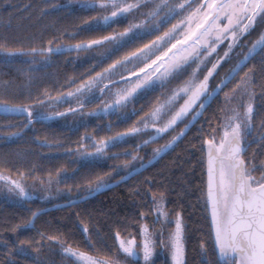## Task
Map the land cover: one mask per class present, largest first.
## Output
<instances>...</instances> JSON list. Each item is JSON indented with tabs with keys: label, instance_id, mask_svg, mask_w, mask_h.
Segmentation results:
<instances>
[{
	"label": "trees",
	"instance_id": "obj_1",
	"mask_svg": "<svg viewBox=\"0 0 264 264\" xmlns=\"http://www.w3.org/2000/svg\"><path fill=\"white\" fill-rule=\"evenodd\" d=\"M97 12L95 6L71 5L65 0H0V49L20 51L12 59L0 58V106L21 111L0 115V171L44 179L64 170L60 185L74 192L71 198L48 203L27 199L15 204L0 199V263L43 264L41 260L61 244L76 253L112 260L119 249L117 236L138 240L141 225L154 223L151 197L159 194L168 214L181 217L182 264H227L215 252L205 196L203 140L218 130L221 107L215 98L195 125L153 164L101 193L71 203L125 175V165L134 162L133 153L138 152L143 160L149 158L151 147L163 143L172 130L152 140L144 133H130L157 102L163 87L131 100L133 112L124 118L119 117L120 109L95 113L73 128L58 122L108 98L103 91L81 104L72 100L76 98L65 102L64 95L76 92L95 75L147 46L163 30L131 37L103 58L76 60L75 54L85 51L86 45L126 26L122 18L86 26ZM81 43L86 45L75 47ZM59 44L65 48L46 53L47 46ZM42 57L47 60L42 62ZM245 63L259 101L253 120L264 128V44ZM21 108L33 110V116ZM44 111L48 114H42ZM122 134L123 138L105 149L101 160H76V152L81 146L89 147L91 139L101 141ZM256 153L264 158V139L251 143L244 155ZM42 208L48 209L30 225L33 213Z\"/></svg>",
	"mask_w": 264,
	"mask_h": 264
},
{
	"label": "rangeland",
	"instance_id": "obj_2",
	"mask_svg": "<svg viewBox=\"0 0 264 264\" xmlns=\"http://www.w3.org/2000/svg\"><path fill=\"white\" fill-rule=\"evenodd\" d=\"M65 1L71 5L97 7V15L87 21L85 23L86 26L106 23L116 18H122L126 21V26L122 30H116L103 38L92 41L89 45H86V43L76 45V48L88 46L80 55L79 53L75 54L74 58L76 60L90 57L103 58L111 50L131 37L133 38L137 34H139V37H142L145 32L157 28V24L168 20L174 15L178 17L165 32L152 40L149 47L141 48L139 51L132 53L120 62L95 75L94 78L85 82L78 89L79 91L70 92L63 96L65 102H68L70 98H76L72 100H76L77 103L81 104L92 100V96L100 93V88L106 83V85L111 83L112 80H115V77L130 74L131 71L138 70L144 66L152 59L151 56L154 52L156 54L153 56H157L169 43L171 44L189 28L200 12H202V9L209 3V0H187L186 5H184L186 0H171V2L170 0ZM244 3V0H237L224 10L217 24L218 30L207 41L205 45L206 49L196 53L187 63L179 64L155 79L149 80L147 76H143L119 82L115 86L111 85L113 87L104 93L108 98L105 100L103 98L104 101L102 100L99 106L77 111L58 122L73 128L84 124L95 113L102 112L107 114L120 109L119 117L124 118L133 112V109L130 107L131 100L144 94L148 89L162 84L174 72L180 70L181 66L190 62L193 67L191 75L185 77L181 81L182 83L176 84V87L169 89V91H163L151 110L141 117L139 121L141 122L140 125L130 131L132 134L144 133L147 138L151 137L174 115L200 82L205 81L208 88L210 87L211 92L236 68L246 53L255 46L259 37L264 33V0H262L260 5H256L255 2ZM171 37L173 40L169 42V38ZM166 42L169 43L163 46ZM63 48H65V45L59 44L47 46L45 50L48 53L50 50ZM19 54L20 51L0 49V58L3 59H12ZM42 58H45L42 62L47 60V57ZM209 60V65L203 67ZM247 67L246 63L241 65L234 76L221 86L219 92L215 95L214 98L217 100V103L219 102L221 107L218 130L215 134H209L203 140V146H205V154L210 149H214L217 154H223L230 138L236 137L243 146V151L238 158L243 163V175L246 179L247 188L251 189L264 184V158L260 159L261 156L257 153L246 157L244 153L251 143L254 141L259 143L264 139V128L260 127L253 120V115L258 108L257 104L259 101H257L256 92L252 87L253 78L251 71ZM125 106L127 107V111H125ZM195 107L197 109L199 106L196 105ZM196 109L178 122L177 126L175 125L176 127L174 126L171 128L172 130L170 129L171 133L167 134L163 143L151 147L152 154L149 158L183 128V124L178 127L179 123H186ZM23 110L25 113L33 116V110ZM46 111L42 112V114L47 113ZM254 129H257L260 136L254 134ZM123 137L116 136V138H107L101 141L91 139L92 141L88 143L89 147L81 146L78 152H76L75 158L78 161L101 160L106 154L105 149L111 146L114 141H118ZM137 154L138 152L133 153V163L128 166L125 165V174L131 172L149 159L143 160L142 156H138ZM250 157L251 160L249 159ZM222 160H218L220 162L218 166V188L221 216L225 217L226 212L224 211L229 200L228 195L230 193L232 195L231 168H233L234 161H230L231 165H229L228 162ZM64 175L65 171L63 170L55 176L38 179L27 178L23 175L11 176L6 172L0 171V199H4L9 203L23 204L27 199L48 203L57 199L71 198L74 192L60 185V181ZM151 199L154 223H151V225H141L138 240L133 237L117 236L119 249L112 260L84 252L78 254L76 251H71L61 244L62 246L59 245L60 248L57 251H52L51 253L53 254L44 257L41 262L43 264H159L160 262L182 264L183 240L181 217L179 214H174L173 216L168 214L164 207L165 203L162 195H153ZM220 256L219 260L224 263L244 264L242 259L237 257L230 258L228 250L222 249Z\"/></svg>",
	"mask_w": 264,
	"mask_h": 264
},
{
	"label": "water",
	"instance_id": "obj_3",
	"mask_svg": "<svg viewBox=\"0 0 264 264\" xmlns=\"http://www.w3.org/2000/svg\"><path fill=\"white\" fill-rule=\"evenodd\" d=\"M235 1L237 0H209L207 6L202 9V12H200L189 28L168 45L161 53L138 70L117 78L110 84L143 76H147V79L149 80L153 78L155 79L175 66L187 63L196 53L206 49L205 45L207 41L211 38L212 34L218 30L217 24L222 17L224 10L231 6ZM244 1V4L255 2L256 5H260L262 2V0ZM263 44L264 33L259 37L255 46L240 60L236 68L205 97L193 115L184 124L183 128L164 144V146L159 148L151 158L120 178L104 183L94 188L89 193L71 200V203L83 201L93 195L101 193L153 164L186 134L189 128L203 113L210 101L219 92L221 86L226 84L234 76L238 68L243 65ZM207 88L208 86L205 81L200 82L180 105L174 115L160 129H158L156 133L149 137V140L155 139L169 131L178 122L190 114L199 100L206 93ZM20 113L21 111L18 108L0 106V115H18ZM121 136H124V134ZM242 151L243 146L236 137L230 138L226 145L225 153L223 154L215 153L214 149L206 151V205L211 236L215 252L219 258L221 257L222 249H230L231 255H233L236 250H242L249 258L250 264H264V184L251 189L247 188L246 179L243 175V163L241 159L238 158ZM219 159H223L222 161L228 162L229 165H231L230 161H234L233 168H231L232 195L231 193L228 195L229 200L224 211L226 212L225 217L221 216L219 203ZM47 209L48 208H42L34 212L29 220V224L32 225L34 218L40 212Z\"/></svg>",
	"mask_w": 264,
	"mask_h": 264
},
{
	"label": "flooded vegetation",
	"instance_id": "obj_4",
	"mask_svg": "<svg viewBox=\"0 0 264 264\" xmlns=\"http://www.w3.org/2000/svg\"><path fill=\"white\" fill-rule=\"evenodd\" d=\"M174 1H179V0H174ZM170 2H171V0H170ZM186 3H187V0L184 2V5H186ZM177 15H174V16H172L171 18H169L168 20H166V21H164V22H161V23H159V24H157V28H154V29H152V30H150V31H147V32H145L143 35H145V34H147V33H151V32H153V31H159L160 29H163L161 32H160V34L157 36V37H159L160 35H161V33H163V32H165L166 30H167V28H169L176 20H177ZM260 24V23H259ZM258 25V24H257ZM158 29V30H157ZM142 35V36H143ZM137 36H139V34H137ZM157 37H155V39L157 38ZM173 40V38L171 37V38H169V42H171ZM168 42V43H169ZM152 43V42H151ZM151 43H149L147 46H145L146 48L147 47H149L150 45H151ZM167 42L163 45V46H166L167 44H168ZM168 45H170V43L168 44ZM167 45V46H168ZM166 46V47H167ZM145 47H143V48H145ZM160 49V48H159ZM158 49V50H159ZM165 49V48H164ZM163 49V50H164ZM140 49H138V50H136V51H134V52H132V53H135V52H137V51H139ZM157 50V51H158ZM162 50V51H163ZM156 51V52H157ZM161 51V52H162ZM160 52V53H161ZM131 53V54H132ZM131 54H129V55H131ZM154 54H156L155 52L152 54V56L154 55ZM159 54V53H158ZM128 55V56H129ZM151 56V58L153 59L154 57H156V56H153L152 57ZM127 57V56H126ZM125 57V58H126ZM124 59V58H123ZM151 59V60H152ZM150 60V61H151ZM209 62H210V60L203 66V67H207L208 65H209ZM117 63V62H116ZM190 63V62H189ZM186 64V65H184V66H181L180 67V70H178V72H175L173 75H171L169 78H167L162 84H160V85H157V87H159V88H162L163 87V91H169V89H171V88H174V87H176V84L178 85V83H182L181 81H183L184 79H185V77H188L189 75H191V72L193 71V67L191 66L192 64L190 63V64ZM115 64V63H114ZM113 64V65H114ZM147 64V63H146ZM137 70V69H136ZM133 71H135V70H133ZM133 71H131L130 73H132ZM180 72V73H179ZM129 74V73H128ZM125 75H127V74H125ZM125 75H123V76H125ZM177 75V78L178 79H176V80H173V78L175 77ZM202 75V74H201ZM122 77V76H121ZM116 78H120V76H118V77H115V79ZM112 80V79H111ZM110 80V81H111ZM113 81V80H112ZM178 81V82H177ZM171 83H174V84H171ZM107 84V83H106ZM104 85L103 87H101L100 88V94L101 93H103V91L106 93L111 87H113V86H115V85H118V83H112V84H108V85ZM111 85H113V86H111ZM169 85V86H168ZM167 87V88H166ZM153 89V88H152ZM208 90H207V92L204 94V96L199 100V102L196 104L197 106H199L202 102H203V100L205 99V97L208 95V93L210 92V87L209 88H207ZM149 90V89H148ZM99 94V93H98ZM98 98V97H97ZM195 109H196V107H195ZM195 109H193V110H195ZM185 124V123H184ZM228 255H230V258H239V259H242L243 260V262H244V264H250V261H249V258L247 257V255L241 250H236L235 251V253L233 254V255H231V253H230V249H228Z\"/></svg>",
	"mask_w": 264,
	"mask_h": 264
},
{
	"label": "snow or ice",
	"instance_id": "obj_5",
	"mask_svg": "<svg viewBox=\"0 0 264 264\" xmlns=\"http://www.w3.org/2000/svg\"><path fill=\"white\" fill-rule=\"evenodd\" d=\"M131 91V90H130Z\"/></svg>",
	"mask_w": 264,
	"mask_h": 264
}]
</instances>
